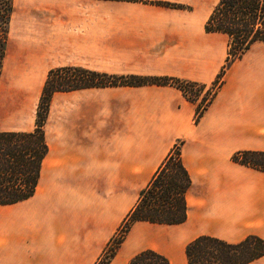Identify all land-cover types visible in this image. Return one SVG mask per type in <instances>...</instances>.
<instances>
[{
	"label": "crops",
	"instance_id": "1",
	"mask_svg": "<svg viewBox=\"0 0 264 264\" xmlns=\"http://www.w3.org/2000/svg\"><path fill=\"white\" fill-rule=\"evenodd\" d=\"M218 1L13 0L2 75L35 104L48 72L60 67L210 85L228 50L224 34L205 31ZM197 106L169 85L53 93L35 193L0 206V264H96L177 146L191 179L185 222L135 223L109 264L144 250L188 264L185 248L200 236L264 240V172L231 160L264 152V44L230 66L198 119ZM34 128L33 116L5 131Z\"/></svg>",
	"mask_w": 264,
	"mask_h": 264
},
{
	"label": "trees",
	"instance_id": "2",
	"mask_svg": "<svg viewBox=\"0 0 264 264\" xmlns=\"http://www.w3.org/2000/svg\"><path fill=\"white\" fill-rule=\"evenodd\" d=\"M12 10L13 0H0V75ZM205 31L224 34L227 37L228 50L226 64L212 83L215 90L209 99L202 97L198 103L197 119L221 87L226 70L254 45L264 44V0H219L205 24ZM71 72L75 74L71 76ZM145 85L176 87L192 102H196L197 96V93L192 94V90L195 87L204 88L202 84L169 77L112 76L76 67L50 70L39 99L34 130L0 132V206L27 200L35 193L41 164L48 151L43 126L53 93L85 88ZM187 91L191 92L189 96ZM41 110L44 111V116H41ZM231 160L264 172V152L240 151L236 152ZM190 185L191 179L181 162L180 149L177 146L139 192L116 236L96 264L111 262L125 236L137 222L160 225L184 223L187 218L185 196ZM185 255L188 264H249L264 256V240L249 235L238 243H227L218 238L200 236L186 246ZM128 264H169V261L152 250H144L134 256Z\"/></svg>",
	"mask_w": 264,
	"mask_h": 264
},
{
	"label": "rangeland",
	"instance_id": "3",
	"mask_svg": "<svg viewBox=\"0 0 264 264\" xmlns=\"http://www.w3.org/2000/svg\"><path fill=\"white\" fill-rule=\"evenodd\" d=\"M3 66H4V60L0 75V132L9 129L20 128L21 126L28 124L32 120L33 116H34V125H35L39 100H38V104H35L36 98H32L31 93L27 92V90H25L24 88H21L18 84L7 79L6 75H2ZM71 73H72L71 76L75 74L74 72ZM214 90L215 87H213L212 84L204 85L203 89H200L199 87H195L192 90V94L197 93V96L195 97L196 99L195 101L199 103L202 97H206L207 99H209ZM190 94L191 92H188V96ZM31 101L32 103H30ZM14 104H16L17 106H22L24 109L6 110L5 106L7 105L12 106ZM41 116H44L43 110H41Z\"/></svg>",
	"mask_w": 264,
	"mask_h": 264
},
{
	"label": "bare ground",
	"instance_id": "4",
	"mask_svg": "<svg viewBox=\"0 0 264 264\" xmlns=\"http://www.w3.org/2000/svg\"><path fill=\"white\" fill-rule=\"evenodd\" d=\"M20 91V90H19Z\"/></svg>",
	"mask_w": 264,
	"mask_h": 264
}]
</instances>
